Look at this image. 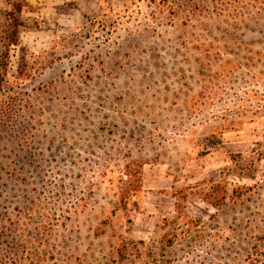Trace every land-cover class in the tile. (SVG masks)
I'll return each mask as SVG.
<instances>
[{
    "label": "rangeland",
    "instance_id": "rangeland-1",
    "mask_svg": "<svg viewBox=\"0 0 264 264\" xmlns=\"http://www.w3.org/2000/svg\"><path fill=\"white\" fill-rule=\"evenodd\" d=\"M23 2L0 264H264V0Z\"/></svg>",
    "mask_w": 264,
    "mask_h": 264
},
{
    "label": "trees",
    "instance_id": "trees-1",
    "mask_svg": "<svg viewBox=\"0 0 264 264\" xmlns=\"http://www.w3.org/2000/svg\"><path fill=\"white\" fill-rule=\"evenodd\" d=\"M15 1V2H14ZM106 2L108 0H101V2ZM11 3V4H10ZM10 7H11V10L10 11V14H8V17L12 16L14 17L13 15H15L16 13L19 14L21 13V8H22V5H24V2L23 0H9V4ZM17 43V40H13L12 42L9 41L8 42V46H11V45H14ZM7 45V44H6ZM0 81H1V78H0ZM141 166L138 165L137 167V170L134 174H132L131 172L128 174L129 177H135L136 178V187L138 186V189L137 188H134V185L130 187H127L123 190L122 192V197L121 199L123 201L129 199L130 197L134 196L138 191H139V187H140V181H141V170H140ZM136 191V192H135Z\"/></svg>",
    "mask_w": 264,
    "mask_h": 264
},
{
    "label": "crops",
    "instance_id": "crops-1",
    "mask_svg": "<svg viewBox=\"0 0 264 264\" xmlns=\"http://www.w3.org/2000/svg\"><path fill=\"white\" fill-rule=\"evenodd\" d=\"M68 1H76L79 3V5L84 4V5H89L91 7H93V6L100 7L101 6V0H47V4L50 6V5L68 2Z\"/></svg>",
    "mask_w": 264,
    "mask_h": 264
}]
</instances>
